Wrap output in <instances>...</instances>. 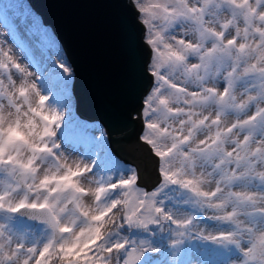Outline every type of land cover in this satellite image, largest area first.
<instances>
[{
  "label": "snow or ice",
  "instance_id": "1",
  "mask_svg": "<svg viewBox=\"0 0 264 264\" xmlns=\"http://www.w3.org/2000/svg\"><path fill=\"white\" fill-rule=\"evenodd\" d=\"M132 7L151 81L136 117L158 158L150 190L135 169L119 174L110 133L71 113L63 56L38 86L0 37V264H228L192 260L189 241L264 264V0ZM0 24L34 57L58 50L26 0H0ZM21 216L42 226L39 239L7 231Z\"/></svg>",
  "mask_w": 264,
  "mask_h": 264
},
{
  "label": "water",
  "instance_id": "2",
  "mask_svg": "<svg viewBox=\"0 0 264 264\" xmlns=\"http://www.w3.org/2000/svg\"><path fill=\"white\" fill-rule=\"evenodd\" d=\"M26 2L50 29L72 70L76 116L110 133L112 152L133 166L138 184L148 190L157 182L156 158L139 138L142 124L136 117L151 81L141 73L144 29L130 0Z\"/></svg>",
  "mask_w": 264,
  "mask_h": 264
},
{
  "label": "rangeland",
  "instance_id": "3",
  "mask_svg": "<svg viewBox=\"0 0 264 264\" xmlns=\"http://www.w3.org/2000/svg\"><path fill=\"white\" fill-rule=\"evenodd\" d=\"M131 4H132V0H130ZM0 37H7L8 38V42L5 45V50H11L14 59L21 64V67H24L26 69L27 72L31 73V76L29 77L30 80L36 82L38 84V86L43 83L44 81H46L47 76H48V69L51 68V65L53 62H57L59 63L58 60V55L63 56L64 60V54L58 44V42L55 40L56 44L59 46L58 50L57 49H53L51 51H49L46 56H32L29 54V52L24 48V46L22 44H18L17 42L12 40V37L9 35L8 31L5 29V27L0 24ZM66 61V60H65ZM15 78V77H14ZM71 87H72V75L70 78H68L67 80V88H68V94L71 98V113L73 115L76 116V113L73 109V99H72V95H71ZM151 87V85H150ZM150 89V88H149ZM49 97L50 100H54V97L52 96L51 93H49ZM46 103H48L46 101ZM142 106V104H141ZM139 112V110H138ZM138 112H137V116H138ZM80 118V117H78ZM81 119V118H80ZM84 120V119H81ZM87 121V120H86ZM90 122V121H88ZM90 123H94L96 125H98V123L92 121ZM142 124V123H141ZM144 130V125L142 124V131ZM141 131V133H142ZM140 133V135H141ZM140 138V137H139ZM149 148V147H148ZM150 150V149H149ZM84 151L83 148L79 149L78 152H75L72 154V159H83V157L80 155V153H82ZM68 153H66L67 155ZM114 158L116 159V161L118 162L121 171L119 172L120 175L125 174V172H127L128 169H134L133 166L129 165V164H125L117 159V157L113 154ZM158 158H156L157 160ZM157 173V169L155 171ZM117 173H112V175H116ZM6 177L4 176L3 173H0V193H2L3 191H6ZM151 188H149L148 190H150ZM15 224V227H13V225ZM214 224L215 222L212 221H205L204 223L201 224V228L205 231V233H213V234H218V232L215 230L214 228ZM6 227H7V231L13 234H22L24 236L25 239H31V238H35V239H39V235H40V231L42 229V226L39 224H34L31 222H28L27 220H22L19 217L13 218L11 221H8L6 223ZM136 238V237H133ZM46 242V241H45ZM203 245L206 246V257H204L201 253L200 256H197L195 254H193L190 258L192 260H203V259H215L218 261H222L221 258L219 256H225L226 254V250L224 248H221L217 245H213L210 242H204L203 241ZM236 251V250H235ZM237 256L235 257L234 260H228V264H233V261H236L239 257V253L236 251ZM220 254V255H219ZM208 255L210 257H208ZM189 258V257H188ZM167 259V257H166Z\"/></svg>",
  "mask_w": 264,
  "mask_h": 264
},
{
  "label": "trees",
  "instance_id": "4",
  "mask_svg": "<svg viewBox=\"0 0 264 264\" xmlns=\"http://www.w3.org/2000/svg\"><path fill=\"white\" fill-rule=\"evenodd\" d=\"M73 109H74V107H73ZM144 131V130H143ZM142 131V132H143ZM118 159V158H117ZM120 160V159H119ZM121 161V160H120ZM122 162V161H121ZM122 164H123V162H122ZM191 246H193V247H195L197 250H199L201 253H202V255L204 256V257H206L207 258V256H206V246L205 245H203V241H194V242H191V241H189L188 242ZM226 254H225V256L223 257V256H219L220 258H221V260L222 261H228L229 259L230 260H234L235 259V257L237 256V253H236V251L234 250V249H227L226 251ZM155 255V254H154ZM220 255V254H219ZM208 257H210L209 255H208ZM161 259H166V257H160ZM186 259L188 258V257H185ZM234 262V261H233ZM53 264H55V261H53Z\"/></svg>",
  "mask_w": 264,
  "mask_h": 264
}]
</instances>
